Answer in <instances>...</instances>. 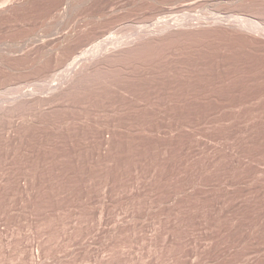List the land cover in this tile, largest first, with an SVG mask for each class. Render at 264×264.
<instances>
[{
    "label": "rangeland",
    "instance_id": "rangeland-1",
    "mask_svg": "<svg viewBox=\"0 0 264 264\" xmlns=\"http://www.w3.org/2000/svg\"><path fill=\"white\" fill-rule=\"evenodd\" d=\"M86 1L0 16V104H34L0 121V264H264V44L228 29L262 9ZM78 31L118 52L53 106Z\"/></svg>",
    "mask_w": 264,
    "mask_h": 264
},
{
    "label": "bare ground",
    "instance_id": "bare-ground-1",
    "mask_svg": "<svg viewBox=\"0 0 264 264\" xmlns=\"http://www.w3.org/2000/svg\"><path fill=\"white\" fill-rule=\"evenodd\" d=\"M7 1V0H6ZM10 1V0H9ZM11 1H13V0H11ZM29 1H31V0H27V1H25L24 0V2L22 3V2H20L21 4H19V5H9V6H7V7H5L6 6V4H4V6H3V8L1 9V7H0V16L1 15H4V14H6V13H8L9 11H12V9L13 8H15L16 6H22V5H27V4H29ZM64 1V0H63ZM67 1V0H66ZM85 1V0H84ZM96 1V0H95ZM156 1H158L159 2V0H156ZM173 1V0H172ZM209 1H211V5H221V4H226V5H228V6H234V8L235 7H244V8H248L249 10H254V12L256 13V11L259 9H262L261 10V13H262V11H263V13H264V0H209ZM3 2H5V1H3ZM8 2V1H7ZM34 2V1H33ZM79 2V1H78ZM88 2H89V0H88ZM87 1H86V3H88ZM150 2V1H149ZM160 2H162V1H160ZM199 2V1H198ZM207 0L205 1V3L207 4ZM69 3V1L67 2V4ZM85 3V4H86ZM148 3V2H147ZM194 3V2H193ZM201 3V2H200ZM203 3V2H202ZM1 4H2V1H1ZM10 4H13V2L12 3H10ZM69 4H71V1H70V3ZM153 3H152V1H151V3H148V5H152ZM196 4V3H195ZM65 5V4H64ZM75 5V4H74ZM73 5V6H74ZM77 5V4H76ZM36 6V5H35ZM72 6V7H73ZM190 6H192V5H190ZM227 6V7H228ZM194 7V6H193ZM202 7V6H201ZM225 7V6H224ZM18 8V7H17ZM25 8V7H24ZM221 8V7H220ZM223 8V7H222ZM230 8V7H229ZM233 8V7H232ZM79 9V8H78ZM224 9V8H223ZM226 9H228V8H226ZM231 9V8H230ZM236 9V8H235ZM239 9V8H238ZM247 9V10H248ZM24 10V9H23ZM71 10V9H70ZM218 10V9H217ZM221 10V9H220ZM232 10V9H231ZM237 10V9H236ZM242 10H245V9H242ZM256 10V11H255ZM19 11V10H18ZM57 11H59V10H57ZM237 11H239V10H237ZM20 12V11H19ZM235 12V11H234ZM240 12H241V10H240ZM254 13V14H255ZM258 13H259V11H258ZM257 13V14H258ZM7 15V14H6ZM9 15H10V13H9ZM217 15V14H216ZM251 15V14H250ZM211 16V15H210ZM258 16H261V15H258ZM217 17V16H216ZM220 18V17H219ZM229 18V17H228ZM240 18V17H239ZM264 18V17H263ZM6 19V18H5ZM234 19V18H233ZM4 20V19H3ZM93 20V19H92ZM222 20V19H221ZM228 20V19H227ZM237 20V19H236ZM240 20V19H239ZM242 20V19H241ZM108 21V20H107ZM200 21V20H199ZM233 21H235V19L233 20ZM94 22V21H93ZM189 22V21H188ZM211 22V21H210ZM215 22V21H214ZM218 22V21H217ZM219 22H222V21H219ZM106 23V22H105ZM108 23V22H107ZM184 23V22H183ZM202 23V22H201ZM216 23V22H215ZM55 24V23H54ZM87 24V23H86ZM95 24V23H94ZM170 24V23H169ZM53 25V24H52ZM179 25V24H178ZM205 25V24H204ZM226 26H227V24H225ZM224 25V26H225ZM261 25H262V23H259V22H257V21H254V20H243V21H238L237 20V22H233V23H231V24H229L228 25V29H229V27H230V31H232V33H234V35L236 34V35H239V36H247L246 38H248V37H250L253 41L255 40V41H257V42H260V43H263L264 44V29H262L261 28ZM88 26V25H87ZM101 26V25H100ZM181 26V25H180ZM165 27L166 28H168V27H170V26H167V25H165ZM164 26L163 27H159V28H162V30H163V28H164V30L166 31V28H165ZM209 27V26H208ZM212 27V26H211ZM74 28V27H73ZM81 29H82V27H80ZM187 28V27H186ZM193 28V27H192ZM197 28H198V26H197ZM264 28V27H263ZM49 29V28H48ZM95 29V28H94ZM171 28H168V30H170ZM178 29V28H177ZM180 29V28H179ZM188 29V28H187ZM194 29H196V27L194 28ZM200 29V28H199ZM38 30V29H37ZM87 30V29H86ZM160 30V29H159ZM158 31L159 33H161V34H163L165 31ZM172 30H174V29H172ZM184 30V29H183ZM207 30V29H206ZM227 30V29H226ZM51 31V30H50ZM53 31V30H52ZM82 31V30H81ZM93 32H95L94 30H92ZM97 31V30H96ZM152 31V30H151ZM157 31V30H156ZM213 31V30H212ZM216 31V30H215ZM224 31V30H223ZM32 33H34V32H36L35 30L34 31H31ZM89 32V31H88ZM145 32V31H144ZM149 32V31H148ZM163 32V33H162ZM169 32V31H168ZM183 32V31H182ZM185 32V31H184ZM69 33V32H68ZM83 33H85V32H83ZM83 33H81V34H83ZM146 33V32H145ZM150 33H152V32H149V35H150ZM171 33V32H170ZM197 33H198V31H197ZM200 33V32H199ZM205 33H207V32H205ZM204 33V34H205ZM211 33V32H210ZM81 34H79V31H78V33H73V34H65L63 37H64V40L62 41L63 43H65V44H63V45H61V44H59L58 42V44H59V47L57 48V55H59L61 52H70V54H73V53H75V54H73V55H71V56H69L68 54H66V55H68V56H66L65 55V60H67V61H71L70 63H71V68H72V73L70 74V72H69V77H67L68 75H66V77L68 78L67 79V81H66V83H65V85H60V86H58V87H54L55 89H54V92H52L51 91V95H50V99H51V103L50 104H52L53 105V103H55L56 104V102L58 103V101L59 102H61V99H63V98H65V97H63V96H65V95H68V93H70V94H72L71 92L72 91H74L75 89H77L78 87H80L81 88V84L82 83H84V80L86 81V79L87 78H89L90 76L89 75H95V73H97L98 71H100L99 69H98V71H96L97 69L96 68H98V66H100V64H101V66H102V63L104 64V62H105V60L107 59V58H110L112 55L111 54H114L115 53V51H117L118 52V50H116L115 48H112V49H114V53H113V51L111 50V52H109V51H103L104 52V54L102 53V52H100L99 50H101L100 49V47H99V49H96V51H95V49H93L92 51H90V50H84V49H82L81 47H82V45H83V42H82V44H81V42L79 43L78 42V40L80 41V38H79V36L81 35ZM159 35V36H162V35ZM164 34H166V32L164 33ZM192 34V33H191ZM202 34V33H201ZM35 35V34H34ZM92 35V34H91ZM145 35V34H144ZM146 35H148V34H146ZM145 35V36H146ZM148 35V36H149ZM153 35V34H152ZM168 35V34H167ZM180 35V34H179ZM199 35V34H198ZM81 36H83V35H81ZM80 36V37H81ZM138 36V35H137ZM140 36H141V33H140ZM154 36H155V33H154ZM169 36V35H168ZM172 36V35H171ZM175 36V35H174ZM186 36V35H185ZM202 36V35H201ZM238 36V37H239ZM241 36V37H242ZM93 37V36H92ZM142 37H143V35H142ZM147 37V36H146ZM146 37H143V39H140V40H130L132 43L130 44L128 41H125L126 43L128 42L129 44L128 45H125V42H124V45L125 46H127L126 47V49H125V52H126V50H127V48H131V49H133L134 48V46H137L138 47V45H141V43L143 42L142 40H144ZM158 37V36H157ZM173 37V36H172ZM190 37V36H189ZM210 37H211V35H210ZM225 37V36H224ZM245 37H243V38H245ZM82 38V37H81ZM85 38H87L88 39V41L90 40L88 37H85ZM91 38V37H90ZM141 38V37H140ZM159 38V37H158ZM161 38V37H160ZM175 38V37H174ZM193 38H195V37H193ZM205 38V37H204ZM223 38V37H222ZM226 38H227V36H226ZM82 39H84V38H82ZM135 39V38H134ZM137 39V38H136ZM138 39H139V37H138ZM155 39H157V38H155ZM165 39V38H164ZM191 39V38H190ZM208 39V38H207ZM225 39V38H224ZM223 39V40H224ZM249 39V38H248ZM85 40V39H84ZM147 40V39H146ZM145 40V41H146ZM149 40V39H148ZM212 40H214V39H212ZM217 40V39H216ZM227 40V39H226ZM25 41V40H24ZM59 41V40H58ZM82 41V40H81ZM91 41V40H90ZM151 41H152V43H153V41H155L154 39L152 40L151 39ZM157 41V40H156ZM59 42H61V41H59ZM61 42V43H62ZM76 42H78L79 44H81V46H80V48L78 47V46H76V47H78L79 49V51H80V49H82L83 51L82 52H80V53H78L79 51L78 50H76L75 51V49H76V47H75V45L77 44L78 45V43H76ZM87 42V41H86ZM105 42V41H104ZM250 42V41H249ZM73 43H76L75 45H74V48L75 49H73L75 52H73L72 50V52L73 53H71V51H69V45L71 46V44H73ZM103 43V42H102ZM101 43V44H102ZM119 43V42H118ZM120 43H122V42H120ZM119 43V44H120ZM144 44H145V42H143ZM168 43V42H167ZM178 43H179V41H178ZM182 43V42H181ZM243 43V42H242ZM97 44H99V43H97ZM109 44V43H108ZM111 44V43H110ZM143 44V45H144ZM147 44V43H146ZM163 44V43H162ZM257 44V43H256ZM103 45V44H102ZM107 45V44H106ZM116 45V44H115ZM122 45V44H121ZM123 45V46H124ZM149 45L151 46V44L149 43ZM160 45V44H159ZM56 46V45H55ZM86 46V45H85ZM84 45H83V48L85 47ZM120 46V45H119ZM122 46V47H123ZM125 46H124V48H125ZM161 46V45H160ZM24 47V46H23ZM93 47H94V45H93ZM112 47V46H111ZM116 47V46H115ZM133 47V48H132ZM146 47V46H145ZM152 47V46H151ZM69 48V49H68ZM109 48V47H108ZM139 48V47H138ZM16 49V48H15ZM67 49V50H66ZM106 49V48H105ZM117 49H119V48H117ZM128 49V50H129ZM151 49V48H150ZM50 50V49H49ZM108 50V49H107ZM121 50V49H120ZM254 50V49H253ZM11 51V50H10ZM78 51V52H77ZM124 51V50H123ZM131 51V50H130ZM136 51H138V50H136ZM135 51V52H136ZM153 51V50H152ZM261 51V50H260ZM17 52H19V51H17ZM109 52V53H108ZM122 52V51H121ZM129 52V51H128ZM133 52H134V50H133ZM157 52V51H156ZM27 53V52H26ZM131 53V52H130ZM149 53H150V51H149ZM152 53V52H151ZM263 53V52H262ZM3 54V53H2ZM53 54V53H52ZM65 54V53H64ZM64 54L62 53V55L64 56ZM116 54V53H115ZM114 54V55H115ZM128 53L126 52V55H127ZM142 54V53H141ZM146 54V53H145ZM8 54H6V56H7ZM21 55V54H20ZM39 55V54H38ZM61 55V54H60ZM61 55V56H62ZM109 55H111L110 57H108ZM121 55H122V53H121ZM125 55V56H126ZM140 55V54H139ZM30 56V55H29ZM53 56V55H52ZM61 56L59 57L58 56V59L59 58H61ZM63 56H62V61H63ZM132 56H133V54H132ZM136 56V55H135ZM141 56V55H140ZM143 56V55H142ZM146 56V55H145ZM68 57H69V60H68ZM136 57H138V56H136ZM11 58V57H10ZM19 59H20V57H18ZM17 58V59H18ZM43 58V57H42ZM55 58H57V57H55ZM115 58H116V55H115ZM141 58V57H140ZM4 59V58H3ZM2 59V60H3ZM9 59V58H8ZM30 59V58H29ZM120 59H121V57H120ZM136 59V58H135ZM14 60V59H13ZM28 60V59H27ZM36 60H38V59H36ZM50 60V59H49ZM57 60V59H56ZM60 60V59H59ZM59 60H57V62L59 61ZM108 60V59H107ZM116 60V59H115ZM34 61V60H33ZM46 61V60H45ZM67 61H65L64 63L63 62H61V61H59V65H60V63H63V64H68L67 63ZM109 61V60H108ZM2 62H5V61H2ZM23 62V61H22ZM56 62V61H55ZM135 62H136V60H135ZM138 62V61H137ZM106 63V62H105ZM4 64H6V63H4ZM18 64V63H17ZM44 64V63H43ZM51 64V63H50ZM108 64V63H107ZM106 64V65H107ZM110 64V63H109ZM115 64V63H114ZM120 64V63H119ZM7 65V64H6ZM16 65V64H15ZM31 65H32V62H31ZM47 65V64H46ZM58 65V64H57ZM3 66V65H2ZM10 66H12V65H10ZM41 66V65H40ZM45 66V65H44ZM69 66V65H68ZM0 67H1V65H0ZM6 67V66H5ZM8 67H9V65H8ZM14 67V66H13ZM17 67V66H16ZM27 67V66H26ZM28 67H29V65H28ZM27 67V68H28ZM45 67H47V66H45ZM49 67V66H48ZM103 67V66H102ZM4 68V67H3ZM2 68V69H3ZM71 68H70V70H71ZM6 69V68H5ZM4 69V70H5ZM8 69V68H7ZM17 69V68H16ZM49 69V68H48ZM69 69V68H68ZM102 69V68H101ZM42 70V69H41ZM105 70V69H104ZM9 71V70H8ZM47 71V70H46ZM57 71V70H56ZM94 71H96L95 73H93ZM107 71V70H106ZM53 72V71H52ZM105 72V71H104ZM44 73V72H43ZM101 73V72H100ZM42 74V73H41ZM52 74V73H51ZM50 74V75H51ZM56 74V73H55ZM104 74V73H103ZM107 74V73H106ZM105 74V75H106ZM45 75V74H44ZM57 75V74H56ZM63 75V74H62ZM92 75H91V77H92ZM97 75L98 74H96V79L98 78L97 77ZM14 76V75H13ZM12 76V77H13ZM48 76V75H47ZM89 76V77H88ZM5 77V76H4ZM49 77V76H48ZM52 77H53V75H52ZM90 77V78H91ZM50 78H51V76H50ZM54 78V77H53ZM65 78V77H64ZM44 80H47L46 78L44 79ZM49 80V79H48ZM94 80V79H93ZM92 80V81H93ZM53 81V80H52ZM89 81V80H88ZM91 81V80H90ZM48 82V81H47ZM54 82V81H53ZM58 84V83H57ZM86 84H87V82H86ZM89 84V83H88ZM13 85V84H12ZM11 85V86H12ZM22 85V84H21ZM54 86V85H53ZM52 86V87H53ZM91 86V85H90ZM89 88V87H88ZM18 89V88H17ZM16 88H15V90H17ZM24 89V88H23ZM87 89V88H86ZM78 91V90H77ZM77 91H75V92H77ZM17 92V91H16ZM20 92V90L18 91V93ZM27 92V91H26ZM84 92V91H83ZM25 93V92H24ZM31 94H34L33 93V91L31 92ZM49 94V93H48ZM48 94H46V95H48ZM69 94V95H70ZM73 94H74V92H73ZM17 96V95H16ZM23 96V95H22ZM24 96H26L25 94H24ZM40 96V95H39ZM72 96V95H71ZM75 96V95H74ZM20 97V96H19ZM37 97V96H36ZM45 97H47V96H45ZM73 97V96H72ZM31 98V97H30ZM33 98V100H34V98L35 97H32ZM41 98V97H40ZM29 99V98H28ZM28 99H24L23 101L21 100V102L18 100L16 103H12L13 104V106L11 105H8L7 104V106H10V108H8V109H11V108H14L13 110H15V109H17V108H19V107H17V105H18V103L20 102L21 104H23V105H20V106H22L23 107V109H24V107H25V110H27L28 108H30V107H28L27 109H26V107L27 106H29V105H31V107L32 108H34L33 106H34V104H33V106H32V104L29 102V101H26V100H28ZM38 99V98H37ZM44 99V98H43ZM65 99H68V98H65ZM64 99V100H65ZM70 99V98H69ZM15 100V99H14ZM16 101V100H15ZM14 101V102H15ZM37 101V100H36ZM40 101V100H39ZM48 101V100H47ZM50 101V100H49ZM30 103V104H28V105H26V103ZM45 103H46V100L44 101ZM25 103V104H24ZM33 103V102H32ZM40 103V102H39ZM48 103V102H47ZM42 104V103H41ZM44 104V103H43ZM54 104V105H55ZM4 105V104H3ZM3 105H1L0 104V121L2 120V118L4 119V117H5V115L7 114V112H8V109L6 108V107H4ZM26 105V106H25ZM53 105V106H54ZM16 106V107H15ZM45 106V105H44ZM51 106V105H50ZM22 107H20V108H22ZM43 107V106H42ZM46 107V106H45ZM36 108V107H35ZM44 108V107H43ZM42 108V109H43ZM38 109V108H37ZM40 109V108H39ZM12 110V111H13ZM18 110V109H17ZM24 110V111H25ZM12 111H9L8 112V114L10 113V114H12L11 112ZM22 111V110H21ZM15 112V111H14ZM19 113V112H18ZM14 115V114H13ZM12 115V116H13ZM6 116H8V115H6ZM9 117L10 116H8V118H5L6 120H8L9 119ZM13 117H15V116H13ZM4 119V120H5ZM0 125H1V123H0Z\"/></svg>",
    "mask_w": 264,
    "mask_h": 264
}]
</instances>
